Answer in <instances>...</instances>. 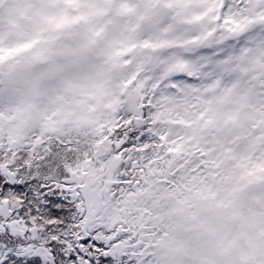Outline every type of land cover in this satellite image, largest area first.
I'll list each match as a JSON object with an SVG mask.
<instances>
[{
	"label": "snow or ice",
	"instance_id": "1",
	"mask_svg": "<svg viewBox=\"0 0 264 264\" xmlns=\"http://www.w3.org/2000/svg\"><path fill=\"white\" fill-rule=\"evenodd\" d=\"M0 264H264V0H0Z\"/></svg>",
	"mask_w": 264,
	"mask_h": 264
}]
</instances>
